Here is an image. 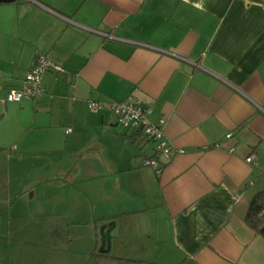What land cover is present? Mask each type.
I'll list each match as a JSON object with an SVG mask.
<instances>
[{
	"label": "crops",
	"instance_id": "obj_1",
	"mask_svg": "<svg viewBox=\"0 0 264 264\" xmlns=\"http://www.w3.org/2000/svg\"><path fill=\"white\" fill-rule=\"evenodd\" d=\"M37 54L62 70L8 101ZM123 100L164 120L170 156L118 123ZM0 132L8 184L23 155L26 192L64 189L52 214L85 228V264H264L243 221L264 190V0L0 3Z\"/></svg>",
	"mask_w": 264,
	"mask_h": 264
},
{
	"label": "rangeland",
	"instance_id": "obj_2",
	"mask_svg": "<svg viewBox=\"0 0 264 264\" xmlns=\"http://www.w3.org/2000/svg\"><path fill=\"white\" fill-rule=\"evenodd\" d=\"M150 143L154 150L156 141ZM9 152L8 147L0 149V171L3 172L0 173V264H85V228L69 230L62 223L58 225L52 214L59 211L57 208H65L59 205L65 201L64 189L47 190L45 195L39 190L43 186H35L26 192L29 183L26 181L23 185L25 179L33 180L30 177L36 175H33L32 159L27 161L23 155H17L13 161L14 170L8 184L5 155ZM37 156L50 158L55 154L45 152Z\"/></svg>",
	"mask_w": 264,
	"mask_h": 264
},
{
	"label": "built area",
	"instance_id": "obj_3",
	"mask_svg": "<svg viewBox=\"0 0 264 264\" xmlns=\"http://www.w3.org/2000/svg\"><path fill=\"white\" fill-rule=\"evenodd\" d=\"M48 70L61 71L62 66L44 54H37L20 85L15 88H10L6 94V99L8 101L20 102L22 100L38 98L44 92L41 84V75ZM108 106L116 115L117 121L121 126L140 131L148 141H156V147L154 149L156 155L160 153V155L165 157L170 156L169 143L164 138L162 131L164 120L161 118L156 123L150 122L147 117L151 112L149 107L143 106L138 102H130L127 100L111 101ZM88 107L91 111L96 112L104 108L105 103L89 101ZM70 130L71 128L67 129V131ZM229 136L230 134L226 135V137ZM178 151L182 152V150ZM252 158L250 155L246 158V161H251ZM146 163L151 165L157 173L159 172V164L156 158L147 159Z\"/></svg>",
	"mask_w": 264,
	"mask_h": 264
},
{
	"label": "trees",
	"instance_id": "obj_4",
	"mask_svg": "<svg viewBox=\"0 0 264 264\" xmlns=\"http://www.w3.org/2000/svg\"><path fill=\"white\" fill-rule=\"evenodd\" d=\"M24 76L19 81V84L15 87H18L20 85ZM15 87H12V88H15ZM155 155L156 153L154 151L153 156ZM243 221L256 234L264 238V190H258L252 195V197L249 200L246 213L244 214Z\"/></svg>",
	"mask_w": 264,
	"mask_h": 264
},
{
	"label": "water",
	"instance_id": "obj_5",
	"mask_svg": "<svg viewBox=\"0 0 264 264\" xmlns=\"http://www.w3.org/2000/svg\"><path fill=\"white\" fill-rule=\"evenodd\" d=\"M15 0H0V3H7V2H13Z\"/></svg>",
	"mask_w": 264,
	"mask_h": 264
}]
</instances>
